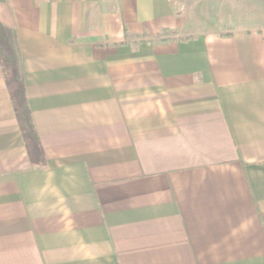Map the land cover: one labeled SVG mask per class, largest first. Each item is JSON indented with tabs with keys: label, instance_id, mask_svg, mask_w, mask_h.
<instances>
[{
	"label": "crops",
	"instance_id": "obj_1",
	"mask_svg": "<svg viewBox=\"0 0 264 264\" xmlns=\"http://www.w3.org/2000/svg\"><path fill=\"white\" fill-rule=\"evenodd\" d=\"M45 164L0 64V264H264V0H0Z\"/></svg>",
	"mask_w": 264,
	"mask_h": 264
},
{
	"label": "trees",
	"instance_id": "obj_2",
	"mask_svg": "<svg viewBox=\"0 0 264 264\" xmlns=\"http://www.w3.org/2000/svg\"><path fill=\"white\" fill-rule=\"evenodd\" d=\"M0 64L32 161L45 164L44 152L30 110L21 53L13 29L0 22Z\"/></svg>",
	"mask_w": 264,
	"mask_h": 264
}]
</instances>
